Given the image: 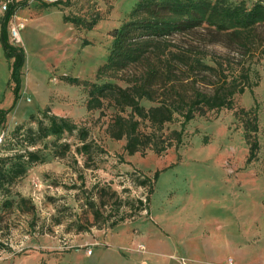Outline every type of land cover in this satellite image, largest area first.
<instances>
[{
	"label": "rangeland",
	"instance_id": "obj_1",
	"mask_svg": "<svg viewBox=\"0 0 264 264\" xmlns=\"http://www.w3.org/2000/svg\"><path fill=\"white\" fill-rule=\"evenodd\" d=\"M135 1L67 0L66 5H60L62 11H59L53 6L43 7L40 0H26L25 6L10 17L6 26L7 38L11 44L22 47L24 63L16 101L12 103L9 88V94L5 93L3 99L0 95L1 106L5 107L2 109L7 110L5 121L0 125V138L19 123L34 127V122H29V115L39 117L38 113L48 107L46 113L67 117L76 126L86 129V142L90 144V149L87 156L75 152V145L80 143L74 131L63 133L57 142L69 143V150L61 156L58 152L57 155L52 154V138L44 139L47 143L43 149L45 161L32 165L13 185L14 191L33 203L34 211L3 213L0 218V260L21 253L41 237L59 239L65 242V246L73 248L75 237L117 229L123 225L122 222L143 215V209L137 210V200L146 202L144 199L150 181L143 179L145 174L150 176L155 171L152 203L162 208L173 189L172 184L181 182L183 174L187 177L205 173L216 178L218 164L220 172L227 176L250 173L252 178L247 182H257L264 188L262 26L249 32L243 40L199 26L159 39L152 46L149 56V61L160 66L164 73L170 71L172 79L181 78L186 89L193 87L210 91L209 83H215L222 76L229 78L230 75L245 73V78H240L244 89L234 95V106L256 107L258 149L248 163L245 162L247 145L233 110L212 109L204 115L194 116L185 123L181 141L175 147L170 131L179 130L180 116L175 115L158 130L147 119L131 113L128 107L121 110L114 107L109 97L102 99L99 108H85L87 96L84 89L75 82L67 81V77L127 86L144 72L142 62L128 66L116 76L95 77L96 68L104 62L108 52L110 30L127 19ZM225 1L234 4L239 0ZM242 1L249 7L254 0ZM3 2L4 10L1 9ZM8 3L9 0H0V17ZM62 12L86 18L97 12L100 19L92 28H76L62 20ZM16 14L17 17H14ZM11 25H15L20 32L21 44L19 40L9 39L8 27ZM82 40L87 43L83 44ZM199 63L209 64L211 68H204ZM139 104L148 108L155 103L141 98ZM114 114L136 120L139 133H153L148 144H140L143 148L127 154L123 148L125 138L115 139L109 135ZM166 141H172V144L158 152L154 150ZM110 191H114V195L111 196ZM88 202L99 206L97 219L93 218V207ZM114 220L118 223L110 227V222ZM157 220L154 215L152 222ZM153 240L152 243L155 242ZM114 244L118 246L115 255H128L130 252L131 244L128 245L125 240ZM154 252L172 256L163 243L152 245V258Z\"/></svg>",
	"mask_w": 264,
	"mask_h": 264
},
{
	"label": "trees",
	"instance_id": "obj_2",
	"mask_svg": "<svg viewBox=\"0 0 264 264\" xmlns=\"http://www.w3.org/2000/svg\"><path fill=\"white\" fill-rule=\"evenodd\" d=\"M45 1L40 0L43 7L53 6L59 11H62L60 5L67 4V0ZM25 4L26 0H9L6 10L0 17V45L8 64L6 86L12 92V103L19 96L24 51L21 46L13 45L8 41L6 26L14 12L24 7ZM61 17L63 21L71 23L74 27L85 29L92 28L100 19L97 12L89 18L64 12ZM199 26L216 33L231 34L243 40L244 36L249 35L248 33L255 28L264 27V0H254L249 7L242 0L234 4L227 3L225 0H136L127 14V19L110 30L111 41L108 52L104 62L96 68L95 77L116 76L128 66L142 62L144 72L127 86L112 82L79 80L72 77H67V81L82 86L87 96L85 101L87 110L99 108L102 99L109 97L114 107L119 110L128 107L131 113L141 119H147L153 128H158V130L163 123L175 118V115L180 116L179 130L170 131V134L174 136L173 145L175 147L181 141L185 123L194 116L204 115L212 109L233 110V116L240 123L242 136L247 145L245 162L248 163L254 158L258 149L256 107L234 106V95L242 93L244 89L240 78H245V73L230 75L229 78L222 76L215 83H209L210 91L193 87L186 89L181 78L172 79L170 71L164 73L165 71L160 66L149 61L152 46L159 39L190 31ZM82 43H87V41L82 40ZM199 64L204 68H211L209 64ZM141 98L155 104L144 108L139 104ZM47 111L48 107H45L38 113L39 117L29 115V122H34V127L19 123L2 134L0 138V218L5 211H34L33 203L14 191L13 185L32 165L45 161L43 149L46 148L47 143L44 139L51 137L52 154L57 155L56 152H58L61 156L69 150V143L57 144V142L63 133L74 131L80 143L75 145V152L88 155L90 144L86 142V129L76 126L67 117L46 113ZM6 112L7 110L0 108V125L5 121ZM110 124L113 128L109 129V135L115 139L125 138L123 148L127 154L143 148L142 145L148 144L153 134L139 133L136 129V120L119 114H114ZM170 142L166 141L163 146L156 147L154 150L156 152L163 150L166 145L172 144ZM155 176L156 171L150 176L145 174L143 181H150V185L144 199L146 202L142 203L140 199L137 200L139 205L137 210L147 208L148 195L152 190ZM109 193L111 196L114 195V191ZM88 205L93 207L91 214L97 219L99 206H93V202H88ZM116 223H118L117 220L111 221L110 227Z\"/></svg>",
	"mask_w": 264,
	"mask_h": 264
},
{
	"label": "crops",
	"instance_id": "obj_3",
	"mask_svg": "<svg viewBox=\"0 0 264 264\" xmlns=\"http://www.w3.org/2000/svg\"><path fill=\"white\" fill-rule=\"evenodd\" d=\"M18 40L21 44L20 32ZM7 79L8 64L0 45L2 99L10 91L5 87ZM0 108H5L1 106V99ZM217 168L216 178L205 173L187 177L183 174L181 182L172 184L173 189L163 208L152 203L153 182L144 214L122 222L117 229L75 237L73 248L65 246L59 239L41 237L21 253L9 255L0 262L177 264V257L182 256L187 259V264H264V188L257 182H247L252 178L250 173L227 176L220 172L219 164ZM154 215L158 219L156 223L152 222ZM124 240L131 244L130 252L115 255L118 246L114 243ZM161 243L172 256L154 252L152 258V245Z\"/></svg>",
	"mask_w": 264,
	"mask_h": 264
},
{
	"label": "built area",
	"instance_id": "obj_4",
	"mask_svg": "<svg viewBox=\"0 0 264 264\" xmlns=\"http://www.w3.org/2000/svg\"><path fill=\"white\" fill-rule=\"evenodd\" d=\"M1 9L2 10L5 9V3L4 2L1 5ZM21 26L22 25H20V27ZM8 36H9L10 40L18 41V29L15 25H11L10 27H8ZM139 248L142 249V247H139ZM87 252H89V250H87ZM176 261H177V264H187V260L181 256L177 257Z\"/></svg>",
	"mask_w": 264,
	"mask_h": 264
}]
</instances>
